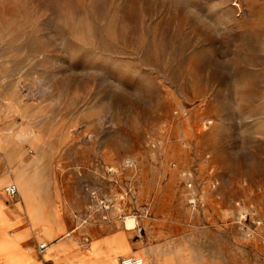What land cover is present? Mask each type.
I'll return each instance as SVG.
<instances>
[{"label":"rangeland","instance_id":"374dc122","mask_svg":"<svg viewBox=\"0 0 264 264\" xmlns=\"http://www.w3.org/2000/svg\"><path fill=\"white\" fill-rule=\"evenodd\" d=\"M0 128L24 129L53 217L83 210L66 239L264 264V0H0Z\"/></svg>","mask_w":264,"mask_h":264},{"label":"crops","instance_id":"0c3cea01","mask_svg":"<svg viewBox=\"0 0 264 264\" xmlns=\"http://www.w3.org/2000/svg\"><path fill=\"white\" fill-rule=\"evenodd\" d=\"M23 131L24 129L13 128L9 131L0 128V210L5 214V220L0 217V264H45L46 261L52 264H73L81 257H86L87 261L88 255L91 256L95 252L93 244L102 245L103 243V248H106V240L118 234L120 230L108 232L104 226H100L97 230L95 224L88 223L87 226L76 227V229L80 228L76 239H66L68 236L65 235V230L70 232L72 225L78 222L80 217H85L80 214L83 210H80L78 215L67 211L64 218L53 217L52 211L48 210L41 199V192L45 188L46 170L43 169L38 158L31 159L27 148L29 140L25 139L26 135ZM3 139L7 141L4 143ZM21 170L28 176L24 187L31 193L22 196L18 187L19 195L11 198L7 195L5 188L11 183L17 185L16 173ZM31 177L36 180L34 185L38 194L33 192V186L28 181ZM48 211L52 218L47 217ZM41 228H49L51 236L41 234L38 231ZM165 234L161 231H149L145 241L140 231L132 237L129 236L133 251L122 256L136 255L143 258L137 253L142 252L146 258V264H221L216 258H208L202 249L195 255L188 254L187 251L192 248L191 244L180 241L181 236L175 234L165 236ZM83 235L87 236L86 248L82 241ZM40 239L49 244L48 249H52L48 258H45L48 249L43 256L37 252ZM134 239L137 240L133 242ZM154 239L156 240L153 241ZM177 252L180 254L177 255Z\"/></svg>","mask_w":264,"mask_h":264},{"label":"bare ground","instance_id":"6f19581e","mask_svg":"<svg viewBox=\"0 0 264 264\" xmlns=\"http://www.w3.org/2000/svg\"><path fill=\"white\" fill-rule=\"evenodd\" d=\"M17 185L18 187H20V193L22 196H26L29 195V193H31L30 191L26 190L25 187L21 186V175H26L25 171L21 170L18 171L17 173ZM27 176V175H26ZM28 177V176H27ZM27 186V185H26ZM29 186V185H28ZM31 187V186H30ZM28 188V187H27ZM29 189V188H28ZM31 190V189H30ZM34 195V194H33ZM32 197V196H31ZM35 198V197H34ZM33 198H31L32 200ZM36 200V199H35ZM40 202V201H39ZM32 203V202H31ZM26 204V202H25ZM29 204V203H27ZM33 204V203H32ZM38 205V204H37ZM35 205V206H37ZM27 206V205H26ZM34 207V205H33ZM38 212V211H37ZM37 215V214H36ZM44 215V214H43ZM42 215V216H43ZM34 216V215H33ZM32 216V217H33ZM0 217L3 218V220H5V214L4 211L0 210ZM35 218V217H34ZM137 225V220L134 219L132 216H128L125 221H124V226L127 229H134ZM38 231L41 232V234H44L46 236H51V230L49 228H41ZM68 234V233H67ZM121 237V239L119 238ZM108 241V240H107ZM112 242L108 251L105 252V256H109L110 258V262H105L102 264H117L118 261V257L122 256L123 254H128L132 251V245L129 241V238L127 237V235L124 232H120L119 234H117L115 237L112 238V240L110 239L109 242ZM94 245V244H93ZM93 247V246H92ZM157 247V246H156ZM52 252V249H48L47 251V256H50V253ZM147 252V251H146ZM156 252V251H155ZM139 255L143 256L144 259V264H146V258L144 257V254L142 252H139ZM102 256V255H101ZM100 256V257H101ZM147 256V255H146ZM163 256V255H162ZM100 257L98 258H94L90 255H88V260L86 261L85 258L86 257H82L79 258L77 261H75L73 264H101V261L98 262V259H101ZM191 257V256H190ZM166 258V257H165ZM184 258V257H182ZM189 258V257H188ZM192 258V257H191ZM190 259V258H189ZM192 262V261H191ZM171 263V262H170ZM190 264V263H189Z\"/></svg>","mask_w":264,"mask_h":264},{"label":"built area","instance_id":"2783aa9c","mask_svg":"<svg viewBox=\"0 0 264 264\" xmlns=\"http://www.w3.org/2000/svg\"><path fill=\"white\" fill-rule=\"evenodd\" d=\"M5 191L7 195L11 198H15L19 195V188L16 184L11 183L8 186H6ZM92 196H94V193L92 192ZM104 202H102L103 204ZM105 208H108V205L104 206ZM141 232V231H140ZM49 244L44 241L37 245V252L40 256H43L45 254V251L48 249ZM45 264H52L50 261H46ZM118 264H144V260L142 257L131 255V256H120L118 257Z\"/></svg>","mask_w":264,"mask_h":264}]
</instances>
